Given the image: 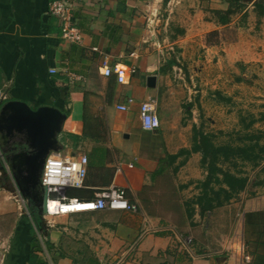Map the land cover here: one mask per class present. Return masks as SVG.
Returning <instances> with one entry per match:
<instances>
[{"label":"crops","instance_id":"crops-1","mask_svg":"<svg viewBox=\"0 0 264 264\" xmlns=\"http://www.w3.org/2000/svg\"><path fill=\"white\" fill-rule=\"evenodd\" d=\"M52 1L0 0V106L18 101L59 110L65 119L58 152L88 159L84 185L67 189L70 198L93 199L114 185L139 210L59 214L57 225L44 222L43 232L40 185L35 207L27 205L30 215L11 217L0 264H264V238L253 234L264 227V197L247 195L250 187H264V160L249 166L253 178L239 162L246 189L201 216L196 199L207 171L202 154L192 151L199 133L215 146H241L242 136L238 144L220 138L246 131L240 116L248 105L264 112V17L256 16L255 0H239L246 7L226 23L213 12L226 11L232 0L165 6L164 0H82L71 12L81 44L62 40L48 12ZM104 61L131 70L126 82L101 75ZM71 75L81 80L71 82ZM151 99L159 127L146 131L138 107ZM24 140L11 144L12 153L24 149ZM229 212L228 219L235 212L239 220L220 250L183 242L196 227L207 234L210 218Z\"/></svg>","mask_w":264,"mask_h":264},{"label":"built area","instance_id":"built-area-1","mask_svg":"<svg viewBox=\"0 0 264 264\" xmlns=\"http://www.w3.org/2000/svg\"><path fill=\"white\" fill-rule=\"evenodd\" d=\"M82 0H55L49 5L48 12L57 21L60 36L63 41L73 44L82 43V34L73 23L72 10ZM93 50H96L95 48ZM53 72V71H52ZM128 68L122 65L110 67L106 61L100 68L101 75L115 76L116 82H126ZM71 82L80 81L79 76L71 75ZM1 99L5 96L0 94ZM132 102V100L130 101ZM119 110H126L125 106H118ZM138 118L141 128L153 131L159 127L156 112V101L151 99L143 101L138 107ZM88 159L85 155L69 156L61 152L49 154L43 164L39 182L43 189L46 206L45 216H56L59 214L85 213L103 210H117L135 213L139 206L131 204L126 199L124 191L114 185L98 191L93 199L79 200L68 198L66 190L69 188H82L87 174ZM50 203L59 204L54 213L48 211Z\"/></svg>","mask_w":264,"mask_h":264},{"label":"trees","instance_id":"trees-1","mask_svg":"<svg viewBox=\"0 0 264 264\" xmlns=\"http://www.w3.org/2000/svg\"><path fill=\"white\" fill-rule=\"evenodd\" d=\"M233 5L226 11H214L213 14L220 17L221 23L229 21V17L234 15L236 11L246 5L239 0H232ZM167 0H164V4ZM253 9L257 17H264V0L253 3ZM240 122L244 126V130L251 129L255 123L264 122V112L260 113L257 118L252 114L240 116ZM264 133L259 130L257 134L246 133L240 138L241 146H215L210 137L199 133V141L194 142L192 151H199L202 154L201 164L207 171L206 179L201 183V194L196 199V204L199 207L200 215L203 216L207 212L229 203L231 199L237 197L238 194L246 189L248 178L242 170H238V164L241 162L243 166L250 165L252 168L257 167L264 160ZM227 163L232 169H236V174L228 170H223L220 166ZM241 171V173H240ZM243 174V175H242ZM217 189H214V186ZM224 185V188L222 187ZM66 196L70 198L71 193L66 192ZM78 199V198H77ZM82 200V199H79ZM194 214V209L188 210V215L191 218ZM37 230L38 222L35 223Z\"/></svg>","mask_w":264,"mask_h":264},{"label":"water","instance_id":"water-1","mask_svg":"<svg viewBox=\"0 0 264 264\" xmlns=\"http://www.w3.org/2000/svg\"><path fill=\"white\" fill-rule=\"evenodd\" d=\"M147 84L149 87H154L155 78L149 77ZM64 119L65 116L52 107L32 109L27 104L18 101H8L2 104L0 106V132L4 136H10L13 132L23 134L26 143L22 151L13 154L8 159L10 168L17 169L19 172H28V177L33 178L40 186L39 178L46 157L60 149L57 137ZM45 206L46 198L43 194L41 208H39L41 213L45 212Z\"/></svg>","mask_w":264,"mask_h":264},{"label":"rangeland","instance_id":"rangeland-1","mask_svg":"<svg viewBox=\"0 0 264 264\" xmlns=\"http://www.w3.org/2000/svg\"><path fill=\"white\" fill-rule=\"evenodd\" d=\"M242 1V0H241ZM256 1V0H255ZM253 1V2H255ZM177 1H173V5H176ZM248 3V2H247ZM244 4V2H243ZM166 4H164L165 6ZM172 5V4H171ZM246 5V4H245ZM246 7V6H245ZM244 7V8H245ZM251 8V7H250ZM247 97H250L249 94H247ZM244 116L248 113H255L256 117H258L259 111L257 107H250L249 105L247 106V109H245ZM254 116V115H253ZM237 118V116H235ZM243 126V125H242ZM244 127V126H243ZM262 131L264 133V122L258 123L255 125L253 128L249 129L248 132L244 131L241 132L240 135H236L235 133L232 134V137H227L224 136V138H220V143H227L230 142L232 144L237 143L238 144V138L239 136H243L246 133L248 134H254ZM231 135V134H230ZM237 138V140H236ZM236 140V141H235ZM264 142V139L262 140ZM250 165L246 166V172L248 173L249 178H253V172L251 171ZM263 166L262 171L260 172V176L264 177V163L261 164ZM260 180V178H258ZM6 183V184H4ZM254 188L249 189L248 192V198L255 197L258 195V197H264V187L260 186L256 188V191L253 190ZM237 202V201H235ZM28 204L26 203V200L23 199L16 190L11 188V185L8 183V181H3L2 176L0 175V259H1V252L3 251V245L2 242L5 241L7 236L9 235L11 228H12V223L13 219L11 217L17 216L18 214L21 215H30L28 211ZM234 210V209H233ZM230 214H223L221 217L216 216L214 219L210 218L209 221V228H208V233H202L200 227H196L192 229V233L190 234V238H183V242L186 244L194 243L196 247L203 248V245L206 246L205 250L209 252H214L217 250H220L221 246L227 241V239L230 236L231 233V222L233 223L234 221L239 220L238 217H235V212H233V221L228 219V215ZM44 215V214H43ZM43 215L41 216V227L42 231L44 232V222H54L55 225H57V222L59 220L58 216H46L47 218L43 219ZM232 215V213H231ZM212 219V220H211ZM50 220V221H49ZM227 220V221H226ZM229 222V223H228ZM52 224V223H50ZM257 230L253 234H255L258 238L257 240L261 242L264 238V227L260 226L255 227ZM203 234V235H202ZM249 234V232H248ZM41 235V232H40ZM236 237V236H235ZM191 239L192 242H188V240ZM4 244V243H3Z\"/></svg>","mask_w":264,"mask_h":264},{"label":"flooded vegetation","instance_id":"flooded-vegetation-1","mask_svg":"<svg viewBox=\"0 0 264 264\" xmlns=\"http://www.w3.org/2000/svg\"><path fill=\"white\" fill-rule=\"evenodd\" d=\"M5 136L0 132V170L2 171V169H4L1 172L3 181H8L11 188L16 190L18 194L26 200L27 204L35 207L33 205L40 199L38 197L41 193L39 186L35 183L33 178L25 174V171L19 172L17 169L10 168L8 163V159L14 154L12 153V149L14 148H12L11 144L22 143L25 136L17 132H13L10 136Z\"/></svg>","mask_w":264,"mask_h":264},{"label":"bare ground","instance_id":"bare-ground-1","mask_svg":"<svg viewBox=\"0 0 264 264\" xmlns=\"http://www.w3.org/2000/svg\"><path fill=\"white\" fill-rule=\"evenodd\" d=\"M59 204L57 203H50L49 207H48V211L51 213H54V211L56 210V208L58 207Z\"/></svg>","mask_w":264,"mask_h":264}]
</instances>
